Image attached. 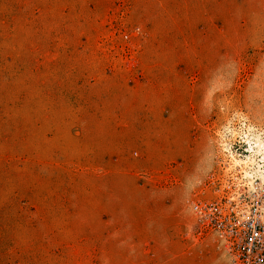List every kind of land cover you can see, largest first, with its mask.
Here are the masks:
<instances>
[{"label":"rangeland","instance_id":"1","mask_svg":"<svg viewBox=\"0 0 264 264\" xmlns=\"http://www.w3.org/2000/svg\"><path fill=\"white\" fill-rule=\"evenodd\" d=\"M250 133L264 0H0V264H215Z\"/></svg>","mask_w":264,"mask_h":264},{"label":"built area","instance_id":"2","mask_svg":"<svg viewBox=\"0 0 264 264\" xmlns=\"http://www.w3.org/2000/svg\"><path fill=\"white\" fill-rule=\"evenodd\" d=\"M201 230L222 243L224 236L238 256L236 264H264V184L232 182L216 198L193 202Z\"/></svg>","mask_w":264,"mask_h":264},{"label":"bare ground","instance_id":"3","mask_svg":"<svg viewBox=\"0 0 264 264\" xmlns=\"http://www.w3.org/2000/svg\"><path fill=\"white\" fill-rule=\"evenodd\" d=\"M247 142L249 145L248 147L250 148V151L252 153L251 157H248V159L244 161H242L243 159L238 160L233 156L231 157H233V160L235 161L236 164H239L241 166H243L244 164L242 168L244 173L243 179L246 180L245 184H248L249 187H253L256 181H259L261 184H264V142L263 140L261 141L260 136H256V134L254 136L251 133L247 135ZM254 156H259L261 160L256 161Z\"/></svg>","mask_w":264,"mask_h":264},{"label":"clouds","instance_id":"4","mask_svg":"<svg viewBox=\"0 0 264 264\" xmlns=\"http://www.w3.org/2000/svg\"><path fill=\"white\" fill-rule=\"evenodd\" d=\"M227 241L228 237L224 236L222 238V243L219 245L221 254L215 264H236L238 256L232 251V245H230Z\"/></svg>","mask_w":264,"mask_h":264}]
</instances>
